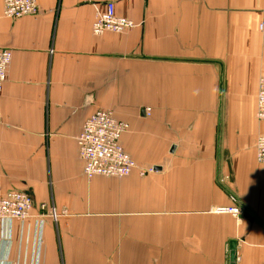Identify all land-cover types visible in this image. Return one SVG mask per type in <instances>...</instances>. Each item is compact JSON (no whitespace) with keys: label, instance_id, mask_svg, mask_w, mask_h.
<instances>
[{"label":"crops","instance_id":"0c3cea01","mask_svg":"<svg viewBox=\"0 0 264 264\" xmlns=\"http://www.w3.org/2000/svg\"><path fill=\"white\" fill-rule=\"evenodd\" d=\"M108 1L137 25L94 34ZM4 2L0 197L33 207L0 223V264H230L232 243L264 264V0H38L18 19ZM102 109L155 169L85 176L77 138Z\"/></svg>","mask_w":264,"mask_h":264},{"label":"built area","instance_id":"2783aa9c","mask_svg":"<svg viewBox=\"0 0 264 264\" xmlns=\"http://www.w3.org/2000/svg\"><path fill=\"white\" fill-rule=\"evenodd\" d=\"M39 11L38 0H5L4 15L18 19ZM134 20L116 13L115 3L108 1L105 9L96 12L92 30L96 35L107 31L122 32L136 26ZM13 51L0 46V92L8 78ZM1 117V111H0ZM257 117L264 121V74L259 81L257 94ZM130 129V123L115 116L110 110H97L83 123L77 138L79 155L84 160V174L92 179L96 175L123 178L137 166L134 157L123 145L122 137ZM256 154L259 162L264 163V134L256 140ZM33 198L23 190H12L0 197V223L8 219H28L32 216ZM46 209V204H42ZM239 214L240 207L224 208Z\"/></svg>","mask_w":264,"mask_h":264},{"label":"rangeland","instance_id":"374dc122","mask_svg":"<svg viewBox=\"0 0 264 264\" xmlns=\"http://www.w3.org/2000/svg\"><path fill=\"white\" fill-rule=\"evenodd\" d=\"M258 118V117H257ZM257 140V139H256ZM255 148H256V142H255ZM173 149V148H172ZM172 149H168L167 151H166V153H167V156L168 155H171L173 152H172ZM257 155V154H256ZM135 169H155V168H153V164H139L138 162H137V166H136V168ZM134 169V170H135ZM113 178H115V177H113Z\"/></svg>","mask_w":264,"mask_h":264},{"label":"water","instance_id":"95a60500","mask_svg":"<svg viewBox=\"0 0 264 264\" xmlns=\"http://www.w3.org/2000/svg\"><path fill=\"white\" fill-rule=\"evenodd\" d=\"M231 263L230 264H236V250L234 243H232V250H231Z\"/></svg>","mask_w":264,"mask_h":264}]
</instances>
